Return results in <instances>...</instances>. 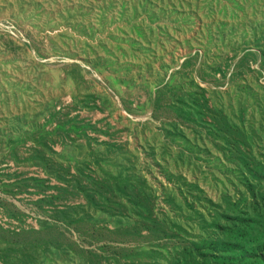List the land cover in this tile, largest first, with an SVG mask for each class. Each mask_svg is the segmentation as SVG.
Masks as SVG:
<instances>
[{
  "label": "rangeland",
  "instance_id": "374dc122",
  "mask_svg": "<svg viewBox=\"0 0 264 264\" xmlns=\"http://www.w3.org/2000/svg\"><path fill=\"white\" fill-rule=\"evenodd\" d=\"M263 235L264 0H0V264H245Z\"/></svg>",
  "mask_w": 264,
  "mask_h": 264
},
{
  "label": "trees",
  "instance_id": "16d2710c",
  "mask_svg": "<svg viewBox=\"0 0 264 264\" xmlns=\"http://www.w3.org/2000/svg\"><path fill=\"white\" fill-rule=\"evenodd\" d=\"M263 242H264V235H263V237L261 238V240L259 242H256L254 244V245L258 244L259 246H261L260 249H258L257 254H256V251H255L256 249H251L250 250L251 251L250 255H249V251H247L245 253L244 259H247L245 264H251V263L253 264L254 263L253 261L256 260V259H259V257H261L262 259L264 258V243ZM246 250H247V248H246ZM236 251H237V249L234 250V253L232 255H235Z\"/></svg>",
  "mask_w": 264,
  "mask_h": 264
}]
</instances>
